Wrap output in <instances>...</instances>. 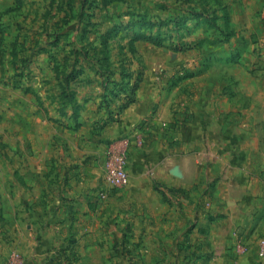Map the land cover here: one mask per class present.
I'll use <instances>...</instances> for the list:
<instances>
[{
	"label": "rangeland",
	"instance_id": "374dc122",
	"mask_svg": "<svg viewBox=\"0 0 264 264\" xmlns=\"http://www.w3.org/2000/svg\"><path fill=\"white\" fill-rule=\"evenodd\" d=\"M142 90L155 98L147 99L141 125L162 117L176 133L199 119L242 122L249 106L264 101V0H0V205L3 194L10 203L0 206V264H27L20 237L27 239L28 251H35L42 246L38 236L52 228L21 222L26 211L16 204L18 187H29L19 166L25 128L38 115L54 124L64 156L66 139H83L82 112L90 100L115 109L108 122L135 107ZM216 106L223 108L213 117ZM116 163L111 155L104 187ZM60 174L51 184L56 189L69 185ZM213 187L163 190L155 184L165 203H180L183 196L194 202L208 225L216 218L210 213ZM191 192H200L198 200ZM194 228L190 223L187 230ZM243 240L262 259L259 239ZM75 244L71 239L41 260L33 256L29 264H81ZM173 246L167 258H154L152 264L211 263L209 252L199 253L205 244L186 240ZM205 250L212 251L210 245ZM113 251L105 264L144 260L117 255L116 246Z\"/></svg>",
	"mask_w": 264,
	"mask_h": 264
},
{
	"label": "crops",
	"instance_id": "0c3cea01",
	"mask_svg": "<svg viewBox=\"0 0 264 264\" xmlns=\"http://www.w3.org/2000/svg\"><path fill=\"white\" fill-rule=\"evenodd\" d=\"M153 94L142 90L135 107L108 122L115 109L99 108L90 100L82 112L83 139H66L69 151L64 156L54 124L38 115L25 128L19 166L29 187H18L16 204L26 211L21 222L52 226L38 236L42 246L35 251H28L27 239L20 237L27 264L71 239L81 264H105L114 246L117 255L152 264L154 258H167L175 242L186 240L205 244L199 253L209 252L210 264H264L252 250L236 255L234 249L241 234L249 243L264 236V101L249 106L246 118L237 124L215 121L223 108L216 106L211 110L214 120L199 119L173 133L162 117L141 125ZM230 101L224 99L225 104ZM111 155L127 157L130 183L125 190L104 187ZM58 172L69 185L56 189L51 184ZM156 183L163 190L186 191L213 183L210 213L215 220L208 225L204 210L184 196L180 203H165ZM199 193L191 192L190 198L198 200ZM1 200L0 206L9 208L6 194ZM190 223L195 228L188 232ZM202 227L208 228L205 234ZM207 245L212 251L205 250Z\"/></svg>",
	"mask_w": 264,
	"mask_h": 264
},
{
	"label": "built area",
	"instance_id": "2783aa9c",
	"mask_svg": "<svg viewBox=\"0 0 264 264\" xmlns=\"http://www.w3.org/2000/svg\"><path fill=\"white\" fill-rule=\"evenodd\" d=\"M116 161V165L110 166L106 175L105 187L109 190L126 188L130 183V176L125 169L126 156L118 155ZM237 250L239 254H244L250 249L242 239V241L237 244ZM257 253L260 258L264 259V238H259L258 240Z\"/></svg>",
	"mask_w": 264,
	"mask_h": 264
}]
</instances>
